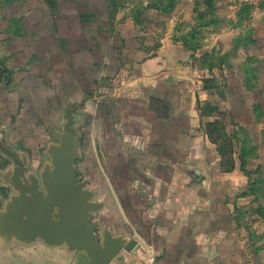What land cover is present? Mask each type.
I'll return each instance as SVG.
<instances>
[{"label":"rangeland","instance_id":"1","mask_svg":"<svg viewBox=\"0 0 264 264\" xmlns=\"http://www.w3.org/2000/svg\"><path fill=\"white\" fill-rule=\"evenodd\" d=\"M158 1L0 0V264H51L47 255L55 251L41 239L27 246L14 235L8 240L4 227L10 220L4 213L21 195L13 181L19 165L8 153L25 162V179L20 176L19 182L30 185L29 176L51 168L48 149L60 142L53 131L65 133L68 113L72 127L81 122L75 174L89 180L86 189L94 192L93 201L104 204L92 222L100 224V231L117 230L122 224L118 207L138 217L139 197L124 193L138 181L139 169L129 158L140 156V149L129 152L127 141L130 131L140 132L135 118L144 107L129 99V79L143 58L162 46L184 47V41L193 51L177 50L183 62L172 73L178 83L193 78L191 93L199 112L194 128L203 140L195 135L191 144L185 135L174 136L173 123L156 129L158 138L172 155L194 157L186 171L197 179L208 173L211 199L232 209L225 220L238 253L221 264H264V0H213L208 10L206 0H176L171 10H145ZM192 30L193 36H187ZM207 54L218 61L224 56L225 63L219 68ZM208 62L214 63L210 72L200 67ZM205 78H214L213 90L203 89ZM186 120L181 117L176 130ZM239 128L257 147V157L245 158L248 176L241 170L238 147L231 160L221 163L207 136L208 129H215L212 135L223 150V132L241 136ZM230 161L235 167L227 171ZM219 217L215 213L213 221ZM67 262V255L59 258L60 264Z\"/></svg>","mask_w":264,"mask_h":264},{"label":"crops","instance_id":"2","mask_svg":"<svg viewBox=\"0 0 264 264\" xmlns=\"http://www.w3.org/2000/svg\"><path fill=\"white\" fill-rule=\"evenodd\" d=\"M177 50L182 53L185 47H159L155 53L135 62H139L135 66L137 74L129 79V99L144 107L143 115L138 116L142 121L135 118L142 124L139 126L140 132L130 131L127 141L129 152L137 146L140 149V156L129 158V163L139 169L138 181L134 188H128L124 193L130 197H139V206L136 207L138 217L130 216L129 208L124 211L123 207L120 210L118 207L121 226L117 230L114 226L104 228L109 229L113 235L135 240L138 247L132 253L123 250L110 264H192V261L208 264L212 260L221 264L222 260L238 253L234 250L233 231L227 230L231 228L226 223H230L225 220L232 209L225 201L220 205L216 198L211 199L213 189L207 180L209 174L205 172L204 178H195L186 171L188 163H193L194 157L185 156L189 159H184L182 155H172L167 145L158 138L156 129L170 123L175 126L174 136L185 135V141L189 140L191 144H194L195 135L201 134L194 128L199 112L194 108L195 93H191L193 78L186 76L178 83L180 79L172 73L173 67L176 70L183 62ZM202 78L201 76V82ZM187 104L188 108H184ZM144 116L148 121L152 118L154 124L145 122L142 118ZM183 116L187 123L176 130L177 121ZM71 123L66 122L63 131ZM156 123L158 127L155 126ZM174 148H179L176 141ZM75 176L80 178L76 174ZM84 180L88 185L89 180L80 181ZM217 212L221 213V218L213 221ZM233 222L231 225L236 228L237 225ZM47 248L55 251L47 255L51 264H60L59 258L63 255L68 257L67 264L71 263L74 254L66 248Z\"/></svg>","mask_w":264,"mask_h":264},{"label":"water","instance_id":"3","mask_svg":"<svg viewBox=\"0 0 264 264\" xmlns=\"http://www.w3.org/2000/svg\"><path fill=\"white\" fill-rule=\"evenodd\" d=\"M67 119H72L69 113ZM80 127L78 121L64 134L53 131L60 142L48 149L52 166L39 176H29L30 185L19 182L20 176L25 179V162L4 149L19 165L13 181L21 192L4 213L10 220L4 228L9 241L14 235L24 245L41 239L48 247L66 248L74 254L70 264H110L122 250L132 253L138 244L126 236L113 235L107 228L100 231V224L92 223L93 215L104 204L93 201L94 192L86 189L87 181L75 176Z\"/></svg>","mask_w":264,"mask_h":264},{"label":"trees","instance_id":"4","mask_svg":"<svg viewBox=\"0 0 264 264\" xmlns=\"http://www.w3.org/2000/svg\"><path fill=\"white\" fill-rule=\"evenodd\" d=\"M54 1V0H52ZM212 1L213 0H206V8L207 10L211 8L212 6ZM176 3V0H159L158 2H156L155 4L153 5H148V7L145 8V10L147 9H154V10H160L163 8V11L164 10H171L173 9L174 5ZM144 10V11H145ZM143 12V10H142ZM200 15H202V13H200ZM212 21H208L204 24H208V23H211ZM195 32V30H192L189 34H187V36L189 37H192L193 36V33ZM20 35V34H19ZM184 47L187 48V49H190L191 51H193V48L194 47H190L188 44H187V41H184ZM205 57H208V59H214L216 60L220 65H219V68L222 67V64L221 63H225V57L222 56L220 58V61H218L214 56H212L211 54H207V56ZM213 57V58H211ZM206 64V65H205ZM205 64H201V68H207V70L210 72L214 69V63H205ZM214 79V78H213ZM213 79H204V86H203V89L205 90H208V91H211L213 90V87L215 86L214 82L215 80ZM246 82V81H245ZM213 111H215L213 109ZM211 111V113L213 112ZM210 112V110H209ZM202 113L204 114L205 112L202 111ZM208 114V113H207ZM206 113L204 115H207ZM214 124H216V122H212V123H207V127L211 126L213 127ZM240 132H241V136H239V131L238 133H233V134H227L225 131L223 132L224 135V141H225V144L227 145L223 150H222V147H220L219 145V142L217 141V139L215 138V135L213 136L212 133L214 134L216 131L215 129H208V137L211 139V141L217 146V151L219 153V157H220V160H221V163L222 161H224L226 158L230 159L232 154H233V149L236 147H238V154H239V159H241L243 162V164L241 165V170H243V174H245L246 176L250 175L249 174V171H247L244 167V163L246 162V156L248 157H257L256 155V145L252 143L248 133L246 132V130L244 129H240ZM223 131V130H222ZM231 160V159H230ZM235 167V164H234V161H230V167H227V171H231L233 170Z\"/></svg>","mask_w":264,"mask_h":264},{"label":"flooded vegetation","instance_id":"5","mask_svg":"<svg viewBox=\"0 0 264 264\" xmlns=\"http://www.w3.org/2000/svg\"><path fill=\"white\" fill-rule=\"evenodd\" d=\"M69 120H67V122H68ZM66 124V123H65ZM70 125H72V124H69V125H67V128H69L70 127Z\"/></svg>","mask_w":264,"mask_h":264}]
</instances>
